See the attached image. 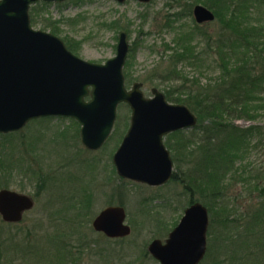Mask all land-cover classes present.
Here are the masks:
<instances>
[{
	"label": "trees",
	"instance_id": "1",
	"mask_svg": "<svg viewBox=\"0 0 264 264\" xmlns=\"http://www.w3.org/2000/svg\"><path fill=\"white\" fill-rule=\"evenodd\" d=\"M202 2L215 12V21L221 25L217 35L196 25L195 39L199 41L195 45L182 43L180 36L179 47H168L171 53L163 57L169 68L162 76L165 81L176 82L181 77L179 65H195L203 55L211 59L209 62L216 72L215 77L204 83L198 80L195 84L183 83L165 89L169 101L186 104L199 117V125L191 133L177 131L167 139L175 166L171 181L182 185L187 204L200 201L209 210L205 264H264V203L240 210L238 217H232L233 208L228 197L229 190L240 182L264 192V166L255 165L250 160L253 149H264V24L261 25L259 15V7L264 1ZM191 3L189 12L194 2ZM47 6L48 3L39 2L31 7L32 23L35 22L34 15ZM51 27L55 32L56 27ZM202 43L204 50L197 51ZM67 46L74 51L71 45ZM129 80L127 77V82ZM47 119L51 118L34 121ZM239 119L260 120L262 123L244 129L236 124ZM117 120L119 125L122 117ZM205 121L209 125H205ZM70 122L75 127V138H79V124L72 119ZM67 136L65 130L57 131L54 141L44 135L34 136L31 140L21 136L23 156L19 162L5 161L9 155L5 151L0 155V174L4 171L22 174L24 178L35 181L33 196L38 199L46 195L54 214L62 220V223L57 221L55 235L47 237L51 243L49 248L43 247L39 240L1 239L0 264H71V260L65 259L71 250L65 242L54 241L59 236L72 234L79 226L89 225L90 219H83L91 218L96 174L90 171L92 163L86 164L87 171L82 175L69 171L62 173L51 165L52 153L41 144L44 140L58 142ZM66 146L69 147V143ZM113 171L116 173L115 169ZM86 176L90 177L88 184ZM67 185L75 187L76 191L67 194ZM4 186L8 188V185ZM55 189L62 191L57 196L52 195ZM117 204L124 203L119 200ZM13 225L19 227V224ZM33 229L36 231L37 226ZM26 230L33 233L31 228Z\"/></svg>",
	"mask_w": 264,
	"mask_h": 264
},
{
	"label": "rangeland",
	"instance_id": "2",
	"mask_svg": "<svg viewBox=\"0 0 264 264\" xmlns=\"http://www.w3.org/2000/svg\"><path fill=\"white\" fill-rule=\"evenodd\" d=\"M191 2L194 4L192 11L189 12ZM195 4L204 3L202 0H151L147 3L138 0L124 2L66 0L48 3L45 9L38 15H34L35 22L31 24L36 30L55 33L66 45L73 47L74 51H72L78 57L93 63H104L113 58L116 55L118 35L120 31H125L130 43V50L123 68L126 86L130 89L134 82L141 81L144 84V94L148 97L152 96L153 87L165 92L169 86L175 87L183 83L195 84L198 80L204 83L209 78L215 77L214 66L209 62L211 59L203 55V59L199 58L195 65L180 64L181 77L176 82L165 81L162 78L169 70L168 63L163 57L171 53L167 50L168 47H179L178 37L181 36L182 43L186 45H195L199 41L195 39V31H198L196 25L213 35L221 27L218 21L198 24L193 16ZM259 9L262 25L264 24V4ZM256 18L259 16L257 15ZM51 26L56 27L55 32L52 31ZM203 50L202 43L197 51ZM127 77L130 82H127ZM261 113H263L262 110ZM120 116L121 123L118 125V120L116 121L108 141L102 148L95 151L87 150L81 143L80 136L75 138V127L71 124L70 118L66 117L33 121L19 132L0 133V155L4 151L9 153L5 161L15 163L20 161L23 156L20 145L21 136L31 140L34 136L44 135L54 141L56 132L65 130L69 135L66 139L60 138V141L53 143L44 140L41 144L52 153L49 160L51 165L62 173L69 171L82 175L84 171H87L86 164H93L90 171L96 174L94 182L96 185L93 187L94 204L91 218L83 219L85 221L90 219L89 225L79 226L72 234L59 236L58 240L54 241L55 243L65 242V246L67 245L71 250L72 253L65 256L66 260H71V264H160L149 253L148 245L156 238L165 242L169 232L180 221L188 207V198L182 192L183 187L175 181H169L161 186H151L121 178L114 173L112 156L130 125L131 109L128 105L118 106L117 119ZM258 123L262 121L246 119L236 121V124L244 129ZM204 124L209 125L207 121ZM193 129L184 132L191 133ZM13 133L15 135H12ZM169 135L165 137V142ZM66 143H69V147ZM181 144L183 145V142ZM250 160L255 165L264 166V149L262 147L253 149ZM23 178L22 174L4 171L0 174V187L8 185V188L33 196L36 191L35 181ZM89 178V176L85 177L87 184ZM253 188V185L240 182L229 190V203L233 208L231 213L234 214L232 217H238L240 210L264 203V192L256 188L253 190ZM75 189L67 185L66 193L72 194L76 191ZM61 191L62 189H55L52 195L57 196ZM47 199L46 195L35 198L36 204L26 213L23 222L19 223L20 228L3 222L0 218V240L3 238L6 240L5 238L9 237L15 241L21 238H25L26 241L39 240L43 247L49 248L51 243L47 237L55 235L53 232L57 227V221L62 223V220L60 216L54 214V209ZM119 200L124 203L127 211L126 222L131 226L132 232L124 238L110 239L92 229V219L102 208L111 205L110 202L116 204ZM36 226L35 231L33 227ZM28 228H31L33 233L29 234L26 230ZM205 263L206 261L202 264Z\"/></svg>",
	"mask_w": 264,
	"mask_h": 264
},
{
	"label": "water",
	"instance_id": "3",
	"mask_svg": "<svg viewBox=\"0 0 264 264\" xmlns=\"http://www.w3.org/2000/svg\"><path fill=\"white\" fill-rule=\"evenodd\" d=\"M38 1L0 0V133L19 131L39 117H69L81 126L82 144L97 150L112 132L119 104L127 103L131 123L113 156L116 170L138 182L166 183L173 174V160L164 136L195 126L196 114L184 104L169 102L156 87L152 97L144 95L143 82L126 87L123 68L129 40L125 31L118 35L113 58L104 63L86 61L57 35L32 27L29 9ZM193 14L198 23L215 19L212 10L201 4ZM34 203L25 193L0 190V215L5 222H20ZM125 221L123 206H108L92 226L109 237H123L131 232ZM208 223L207 208L194 203L166 242L154 239L149 251L160 264H199L207 249Z\"/></svg>",
	"mask_w": 264,
	"mask_h": 264
}]
</instances>
